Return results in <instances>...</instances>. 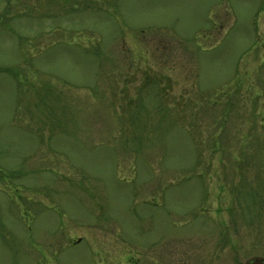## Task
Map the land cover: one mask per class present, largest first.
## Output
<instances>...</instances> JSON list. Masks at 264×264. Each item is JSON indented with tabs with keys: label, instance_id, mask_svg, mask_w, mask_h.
<instances>
[{
	"label": "rangeland",
	"instance_id": "374dc122",
	"mask_svg": "<svg viewBox=\"0 0 264 264\" xmlns=\"http://www.w3.org/2000/svg\"><path fill=\"white\" fill-rule=\"evenodd\" d=\"M264 260V0H0V264Z\"/></svg>",
	"mask_w": 264,
	"mask_h": 264
},
{
	"label": "water",
	"instance_id": "95a60500",
	"mask_svg": "<svg viewBox=\"0 0 264 264\" xmlns=\"http://www.w3.org/2000/svg\"><path fill=\"white\" fill-rule=\"evenodd\" d=\"M245 264H264V260L261 259H252L249 262L245 263Z\"/></svg>",
	"mask_w": 264,
	"mask_h": 264
}]
</instances>
